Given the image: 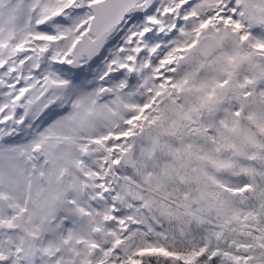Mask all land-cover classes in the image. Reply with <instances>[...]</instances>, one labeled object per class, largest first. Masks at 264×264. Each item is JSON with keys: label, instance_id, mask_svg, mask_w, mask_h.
Listing matches in <instances>:
<instances>
[{"label": "snow or ice", "instance_id": "obj_1", "mask_svg": "<svg viewBox=\"0 0 264 264\" xmlns=\"http://www.w3.org/2000/svg\"><path fill=\"white\" fill-rule=\"evenodd\" d=\"M0 264H264V0H0Z\"/></svg>", "mask_w": 264, "mask_h": 264}]
</instances>
